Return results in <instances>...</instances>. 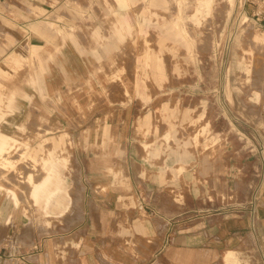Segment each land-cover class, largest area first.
<instances>
[{
  "label": "rangeland",
  "instance_id": "obj_1",
  "mask_svg": "<svg viewBox=\"0 0 264 264\" xmlns=\"http://www.w3.org/2000/svg\"><path fill=\"white\" fill-rule=\"evenodd\" d=\"M2 8L8 34L0 38V53L1 44L12 49L0 75V128L12 130L16 141L0 157V205H16L25 249L47 238L59 253L76 247L79 229L69 220L79 207L84 157L121 158L132 141L135 157L173 181L228 151L237 184L229 194L210 196L209 214L225 216V239L232 241L215 264H227L230 252L238 264H264V22L255 15L258 0H0ZM33 46L43 50L34 56ZM64 50L70 60L60 59L62 65L75 68L81 83L57 82ZM54 168L66 188L47 208L34 189ZM170 195L176 202L189 199L182 191ZM131 203L147 208L143 198ZM196 204L192 215L204 207ZM8 239L14 242L13 232ZM2 245V255L10 252Z\"/></svg>",
  "mask_w": 264,
  "mask_h": 264
},
{
  "label": "crops",
  "instance_id": "obj_2",
  "mask_svg": "<svg viewBox=\"0 0 264 264\" xmlns=\"http://www.w3.org/2000/svg\"><path fill=\"white\" fill-rule=\"evenodd\" d=\"M6 14L5 8L0 9V38L8 34ZM20 41L18 38L17 42ZM1 46L4 51L0 53V75L9 68L6 56L12 49L6 43ZM14 47L17 48V44ZM42 50L41 46H33V55ZM62 52L65 55L58 57L60 65L64 63L61 60H70L65 50ZM57 68L61 78L81 83L75 68L63 65ZM117 126L115 132L121 125ZM131 142L125 143L121 158L96 157L88 161L84 157L85 168L80 174V192H77L81 196L79 207L69 220L79 229L75 235L76 247L72 246L65 254L57 252L56 247L49 244V238L38 239L35 250L25 249L17 237L20 221L15 214L16 205L12 208L7 201L0 205V244L10 246V252L0 253V264H146L155 260L153 264H215L224 246L230 245L232 240L225 239L229 226L225 216L214 219L217 213L209 214L213 207L209 198L229 194L232 185L237 184L231 172L230 153L223 150L215 159L201 162L198 173L188 172L173 181L162 169H155L151 163L135 157ZM120 145L123 147V141L115 147ZM121 180L125 185H120ZM171 190L182 191L189 199L176 202L170 195ZM122 197L126 202L121 201ZM142 198L147 203L144 211L131 203ZM196 200L204 204L203 208L199 207L202 208L200 215L191 214L199 210ZM260 224L264 227V221ZM135 227L140 233L130 234ZM12 232L14 242L8 245ZM135 243L142 245L137 251ZM260 244L264 256V237H260ZM164 247L168 249L165 255ZM227 264H238L234 253L227 255Z\"/></svg>",
  "mask_w": 264,
  "mask_h": 264
},
{
  "label": "bare ground",
  "instance_id": "obj_3",
  "mask_svg": "<svg viewBox=\"0 0 264 264\" xmlns=\"http://www.w3.org/2000/svg\"><path fill=\"white\" fill-rule=\"evenodd\" d=\"M61 77L59 76V80L57 82L60 83ZM26 129V128H25ZM16 141L14 136V132L9 128H0V157L7 150L12 149L13 144ZM16 145V144H15ZM2 158V157H1ZM7 161V159H6ZM5 163H8L6 162ZM66 188L65 178L59 172L58 169H50L49 174L35 186L34 194L38 198L42 199L43 196L46 200V207L51 204L52 200L62 193ZM45 209L46 214L48 213V209Z\"/></svg>",
  "mask_w": 264,
  "mask_h": 264
},
{
  "label": "built area",
  "instance_id": "obj_4",
  "mask_svg": "<svg viewBox=\"0 0 264 264\" xmlns=\"http://www.w3.org/2000/svg\"><path fill=\"white\" fill-rule=\"evenodd\" d=\"M255 15L259 21L264 22V0H258V10H256ZM141 208H146L145 203H142Z\"/></svg>",
  "mask_w": 264,
  "mask_h": 264
}]
</instances>
